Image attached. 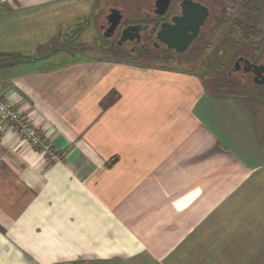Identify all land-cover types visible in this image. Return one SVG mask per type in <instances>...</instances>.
I'll return each instance as SVG.
<instances>
[{
  "label": "crops",
  "instance_id": "0c3cea01",
  "mask_svg": "<svg viewBox=\"0 0 264 264\" xmlns=\"http://www.w3.org/2000/svg\"><path fill=\"white\" fill-rule=\"evenodd\" d=\"M2 1L0 91L61 161L1 137L0 264H264V96L88 58L96 0Z\"/></svg>",
  "mask_w": 264,
  "mask_h": 264
},
{
  "label": "rangeland",
  "instance_id": "374dc122",
  "mask_svg": "<svg viewBox=\"0 0 264 264\" xmlns=\"http://www.w3.org/2000/svg\"><path fill=\"white\" fill-rule=\"evenodd\" d=\"M200 1L209 9L206 24L197 42L186 53L177 54L156 50L152 45V41L147 44L149 51L141 48L132 51L130 48L132 45L118 49L114 44V40L105 39L100 30L99 26L104 24V17L108 14V9L111 6L121 9L128 19L133 20L142 18V12L144 13V11L151 13L154 0H96L95 4L93 2L91 5L90 15L85 19L87 27L84 29V38L86 42L88 41V44L83 46L84 52L82 48L81 54L93 59L109 55L113 59L142 66L193 69L211 79V83L222 82L223 84L225 81H229L230 83L223 85V87L231 93L241 92L244 95L264 96V84L256 86L252 74L243 73L241 70L231 72L236 60L240 57L242 60H248L250 64H263L264 49L259 45L240 44L241 41L237 38V34L232 32L229 23H220L217 28H214L216 20L220 16L217 13L219 1ZM228 12H231V8ZM260 38L264 40V32L255 40H260ZM112 42L114 43L112 44ZM240 66L243 68L244 64ZM229 72L231 73L229 74ZM211 83L209 82V87L215 89L214 84ZM223 92L225 93L226 90H223Z\"/></svg>",
  "mask_w": 264,
  "mask_h": 264
},
{
  "label": "flooded vegetation",
  "instance_id": "af4514ba",
  "mask_svg": "<svg viewBox=\"0 0 264 264\" xmlns=\"http://www.w3.org/2000/svg\"><path fill=\"white\" fill-rule=\"evenodd\" d=\"M185 1L186 0H154V2L152 4V12L151 13L144 11V13L142 12V16H141L142 18L133 19V20L128 19L121 9L111 6L108 9V14L104 17V24L100 25L99 27H100L101 32L103 34H106L107 33L106 31L109 28L107 16L110 14L111 10L117 9L121 14L120 23L116 27V29L114 30L112 35H109L107 37L104 36V37L107 40L113 39L115 43L112 42V44L114 43L118 49L125 48L128 45H132V47H130L132 51H133V49H134V51H136L137 49H140V48L142 50L146 49V51H147L148 50L147 44L152 41V45L156 50H162L163 52L177 53L174 48H171V47L176 46V44H174L172 42L170 44L171 47L169 48L167 43H165L162 40H159L157 38V33L161 29L160 27L162 25H166V24L170 25V26L175 25L174 20H177L176 18L181 16V13H182L181 12L182 11L181 5ZM191 1L194 3H198V4L207 8V6L203 2H201L200 0H191ZM184 5L187 6V4H184ZM163 6L165 8H163ZM191 20L193 22V26L195 24L199 25L198 24V22H199L198 14H197V16L193 15ZM206 21H207V19H206ZM206 21L202 26H200L198 34L191 41L187 50L184 53H186L191 48V46L197 42V40L201 34V31L206 24ZM181 22H180V24H181ZM177 25H178V23H177ZM196 25L194 27H196ZM193 26L191 25V27L190 28L188 27V28L194 31L195 29L192 28ZM126 29H128V30H126ZM183 32L186 35V37H189L186 34V31L183 30ZM123 33L125 34L124 35L125 40L123 42H121L120 39H121ZM177 54H183V53H177ZM249 73L252 74V78L255 79V75L252 73V71H249ZM259 79L260 78H258L254 82L257 83L259 81Z\"/></svg>",
  "mask_w": 264,
  "mask_h": 264
},
{
  "label": "water",
  "instance_id": "95a60500",
  "mask_svg": "<svg viewBox=\"0 0 264 264\" xmlns=\"http://www.w3.org/2000/svg\"><path fill=\"white\" fill-rule=\"evenodd\" d=\"M185 2L181 5V7H182L181 16L176 18L177 20H174L175 25L174 26H172V25L170 26L167 24L162 25L160 27L161 29L157 33V38L159 40H162L163 42L167 43L169 48L171 47L170 44L172 42L174 44H176V46L171 47V48H174L177 53H184L187 50L191 41L198 34L200 26H202L205 23L207 17L209 16V10L206 7H204L198 3H194L191 0H186ZM184 4H187V6H185ZM163 8H165V7L163 6ZM197 14L199 17V22H198L199 25L195 24L196 27H194L195 25L193 26V22H192L191 18L193 17V15L197 16ZM107 20L109 23V28L106 31L107 33L104 34V36H106V37L109 35H112L114 30L116 29V27L119 25L120 20H121L120 12L117 9L111 10L110 14L107 16ZM180 22H181V24H180ZM177 23H178V25H177ZM191 25L193 26L192 28L195 29L194 31L189 29L191 27ZM126 30H128V29H126ZM183 30L186 31V34L189 37H186ZM124 35L125 34L123 33L122 37L120 39L121 42H123L125 40ZM235 66H236V69L240 68L239 61H237L235 63ZM242 70H243V72L252 71V73L255 75L254 81H256L258 78H260L257 83L255 82L256 84H263L264 83V75H263L264 74V64L263 65H253V64H250L248 61H244V67L242 68Z\"/></svg>",
  "mask_w": 264,
  "mask_h": 264
},
{
  "label": "trees",
  "instance_id": "16d2710c",
  "mask_svg": "<svg viewBox=\"0 0 264 264\" xmlns=\"http://www.w3.org/2000/svg\"><path fill=\"white\" fill-rule=\"evenodd\" d=\"M218 14L220 15L215 23L217 28L220 23H230L233 31L239 33L240 44L259 45L264 49V40H255L263 35L264 30V0H218ZM221 2V3H220ZM207 3H209L207 1ZM231 8V12L228 10ZM213 28V30H214ZM239 44V46H240ZM123 54V52H122ZM126 55V54H125ZM5 62L15 63L23 60L21 57L7 56ZM222 84V82H218ZM225 81L223 85L229 84ZM258 88V87H257Z\"/></svg>",
  "mask_w": 264,
  "mask_h": 264
},
{
  "label": "built area",
  "instance_id": "2783aa9c",
  "mask_svg": "<svg viewBox=\"0 0 264 264\" xmlns=\"http://www.w3.org/2000/svg\"><path fill=\"white\" fill-rule=\"evenodd\" d=\"M2 6L3 1L0 0V9ZM7 131H14L28 147L43 155L49 165L61 161L58 152L34 127L31 119L15 109L0 91V139Z\"/></svg>",
  "mask_w": 264,
  "mask_h": 264
}]
</instances>
